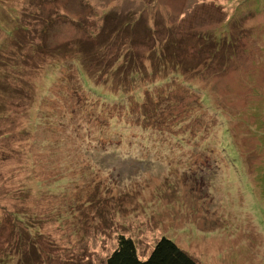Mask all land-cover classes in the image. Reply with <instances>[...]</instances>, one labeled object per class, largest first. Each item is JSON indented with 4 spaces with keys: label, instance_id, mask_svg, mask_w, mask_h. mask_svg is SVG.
I'll return each instance as SVG.
<instances>
[{
    "label": "rangeland",
    "instance_id": "1",
    "mask_svg": "<svg viewBox=\"0 0 264 264\" xmlns=\"http://www.w3.org/2000/svg\"><path fill=\"white\" fill-rule=\"evenodd\" d=\"M170 29L174 85L129 113L90 96L81 59L133 44L140 63ZM16 209L37 227L22 244ZM121 235L140 257L166 236L200 264H264V0H0V256L105 264Z\"/></svg>",
    "mask_w": 264,
    "mask_h": 264
},
{
    "label": "trees",
    "instance_id": "2",
    "mask_svg": "<svg viewBox=\"0 0 264 264\" xmlns=\"http://www.w3.org/2000/svg\"><path fill=\"white\" fill-rule=\"evenodd\" d=\"M115 16L119 19L118 25L114 28L115 37L118 35V38H121L123 35H127L129 33V28L131 32H134L133 30L136 24L129 23L125 18L126 15L122 16L119 15V13H115ZM140 18L141 17H136L135 21H139ZM149 28L152 32V36H154L153 27L150 25ZM101 31L102 33L106 31L105 23ZM170 31V35H166L167 39L164 40V43L157 39L159 36L157 38L154 37L155 45L148 53L143 54L144 59L140 63L135 60L138 50L132 46L133 44L126 46L125 50L119 47L116 51H113L114 54L111 60H113V62L120 61V64L105 65V61H103L100 55L97 53L94 55V52L91 53L93 56L89 59L92 60L86 59L87 62H85L81 59L82 61H80V64L83 67H79L80 71L78 78H81L82 82L84 81L83 85L90 96L95 100L97 99L101 105L118 104L124 107L127 113H129L132 107V101L138 104L144 102V96H147L146 92H149L151 96L153 94L152 92L155 90H161L168 85H174L177 79L182 76V72L186 71V68L181 67L180 63H178L180 61H178L174 53L175 44L179 42V39H176V32L174 33L172 29H170ZM95 36L99 37L100 34H95ZM75 44L77 48V43ZM101 48H104L102 49L104 53V43L101 44ZM182 50H184V48H182ZM84 51V49L77 51V56L82 57ZM167 58H173L177 63L170 62ZM93 60L96 62H92ZM167 62L170 63L167 64ZM91 68L93 72H91ZM60 75H62V73ZM116 77L120 78V80L116 81ZM57 79H62V76L57 77ZM64 81H66V77ZM106 85H110L115 89L105 90ZM29 102L33 104V100ZM16 206L17 205H15V208ZM25 214L26 212H21V209L8 211V216H12L10 219L14 224V228L18 230L20 237L19 244H22L23 234L26 233V229L30 226L37 231L36 225L28 220L31 215ZM18 223L22 225L20 228L18 226L20 224ZM32 261L26 257L25 251L21 245H19L17 249H14V251L10 247L5 255L0 256V264H32ZM105 264H200V262L186 250L181 248L175 241L166 236H162L157 240L146 257H140L134 239L121 235L117 247L107 256Z\"/></svg>",
    "mask_w": 264,
    "mask_h": 264
}]
</instances>
